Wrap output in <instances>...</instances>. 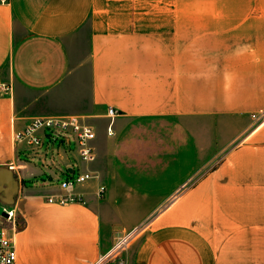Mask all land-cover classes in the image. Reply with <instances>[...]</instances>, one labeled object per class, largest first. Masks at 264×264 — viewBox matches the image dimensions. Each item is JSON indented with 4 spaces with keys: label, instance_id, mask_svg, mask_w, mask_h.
I'll return each mask as SVG.
<instances>
[{
    "label": "crops",
    "instance_id": "1",
    "mask_svg": "<svg viewBox=\"0 0 264 264\" xmlns=\"http://www.w3.org/2000/svg\"><path fill=\"white\" fill-rule=\"evenodd\" d=\"M261 109L264 0L0 2V206L15 215V264H97L142 226L124 264H264ZM67 117L94 129L91 162L71 141L33 153L14 140ZM83 171L95 177L73 188L81 201L47 202Z\"/></svg>",
    "mask_w": 264,
    "mask_h": 264
},
{
    "label": "built area",
    "instance_id": "2",
    "mask_svg": "<svg viewBox=\"0 0 264 264\" xmlns=\"http://www.w3.org/2000/svg\"><path fill=\"white\" fill-rule=\"evenodd\" d=\"M7 1L8 0H0L1 3H6ZM107 115L109 124L107 125L106 133L112 135L113 117L115 115L114 110L109 108ZM250 119V129L252 130L264 125V109L252 113ZM95 137L96 134L94 129L88 124L83 123L79 118H36L32 120L24 130L16 133L14 135V140L16 143H24L27 150L33 153L45 149L46 147H51L56 143H64L68 146L71 141L73 147L69 149V151L75 154L77 162L87 163L95 158V149L92 146ZM9 168L12 169L13 164H10ZM94 177L92 172L83 171L78 172L75 177L61 180L59 186L64 193L59 197L48 196L47 202L65 205L70 202L81 201L79 196L72 193L74 185L83 184ZM104 190V186H99L98 194H103ZM2 211L5 215L0 214V264H15L17 254L12 236L15 228V215L13 210H6L2 207ZM120 245L121 243L116 246L119 247ZM106 257L107 256L101 258L97 264H106V260H108L105 259ZM118 264L124 263L120 262Z\"/></svg>",
    "mask_w": 264,
    "mask_h": 264
},
{
    "label": "rangeland",
    "instance_id": "3",
    "mask_svg": "<svg viewBox=\"0 0 264 264\" xmlns=\"http://www.w3.org/2000/svg\"><path fill=\"white\" fill-rule=\"evenodd\" d=\"M75 177V176H74ZM62 179H64V177L63 178H61L60 179V181L62 180ZM77 185L75 184L74 185V188L76 187ZM5 206L7 207V205L5 204ZM1 220V219H0ZM144 227L145 226H142V227H139V228H137V229H135V230H133L132 232H130V233H128L126 236H124V237H122L119 241H118V244H122V242L123 241H127V245L129 244V242L133 239V238H135L137 235H139L141 232H142V230L144 229ZM118 244H116V245H118ZM127 245L125 246V247H122V249H119L116 253H114V254H112L114 251H116V249H118V247L117 246H115V248H113L112 249V252H110V254L109 255H107V257L105 258V259H108V260H106V264H116V263H120L121 262V257H122V254H123V252L125 251V249H126V247H127ZM117 247V248H116ZM105 262V261H104Z\"/></svg>",
    "mask_w": 264,
    "mask_h": 264
},
{
    "label": "bare ground",
    "instance_id": "4",
    "mask_svg": "<svg viewBox=\"0 0 264 264\" xmlns=\"http://www.w3.org/2000/svg\"><path fill=\"white\" fill-rule=\"evenodd\" d=\"M126 245H127V241L126 242L123 241L122 244L118 247V249H116V251H114L112 254L116 253L119 249H122V247H125Z\"/></svg>",
    "mask_w": 264,
    "mask_h": 264
},
{
    "label": "water",
    "instance_id": "5",
    "mask_svg": "<svg viewBox=\"0 0 264 264\" xmlns=\"http://www.w3.org/2000/svg\"><path fill=\"white\" fill-rule=\"evenodd\" d=\"M0 214L2 215H5L4 213H3V211H2V207L0 206Z\"/></svg>",
    "mask_w": 264,
    "mask_h": 264
}]
</instances>
